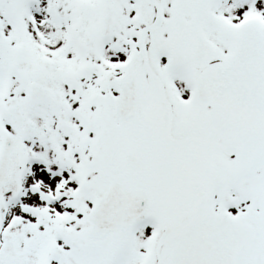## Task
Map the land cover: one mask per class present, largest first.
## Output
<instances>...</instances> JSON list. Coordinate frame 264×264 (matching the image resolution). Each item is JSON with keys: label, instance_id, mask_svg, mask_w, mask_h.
<instances>
[{"label": "snow or ice", "instance_id": "1", "mask_svg": "<svg viewBox=\"0 0 264 264\" xmlns=\"http://www.w3.org/2000/svg\"><path fill=\"white\" fill-rule=\"evenodd\" d=\"M0 264H264V0H0Z\"/></svg>", "mask_w": 264, "mask_h": 264}]
</instances>
